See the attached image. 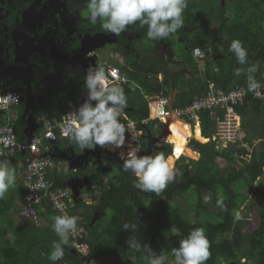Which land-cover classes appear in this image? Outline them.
<instances>
[{
	"label": "trees",
	"instance_id": "obj_1",
	"mask_svg": "<svg viewBox=\"0 0 264 264\" xmlns=\"http://www.w3.org/2000/svg\"><path fill=\"white\" fill-rule=\"evenodd\" d=\"M58 1L63 3L67 13L74 11L79 3L85 4V0ZM67 1L69 4L65 3ZM68 5L70 9H67ZM229 6H233L232 9L221 5L220 13L216 15L214 11L197 10L199 7L210 9L201 0H188L184 13L185 26L173 35H177L182 42L175 51L170 46L173 44L171 38L147 41V26H141L139 21L129 25L127 31L119 36L115 35L117 44L108 55L114 53L125 58L123 65L115 59L110 61L128 79L127 83H117L123 87L127 97V108L122 111L127 118L139 120L147 117L146 95L164 93L170 97V109H175L184 108L195 97L206 93L211 82L216 89L224 92L234 86L247 89V68L256 61L264 62V0H234ZM227 8L229 19L225 14ZM201 13L205 15L202 17ZM56 16L62 22V12H57ZM70 20L77 26L92 27L91 33H108L99 23L90 24L88 20L75 23V19ZM232 39L241 40L247 48L249 59L245 65H239L228 50ZM16 46L17 41L5 47L0 65L15 64L13 48ZM78 46L73 45V48ZM195 48H201L206 55L194 57ZM98 66L104 67L107 74V66L100 62ZM238 67L244 71L235 77L233 70ZM253 75L264 82V65ZM80 80L75 78L74 73L63 78L59 76L56 82L51 83L50 96L45 101L34 97L36 111L32 112L25 103L20 104L17 118H8L0 112V124H7L10 119L18 138L26 141L27 116L47 113L50 121L58 119L67 110L68 103L77 106ZM7 83L13 87L16 85L10 80ZM128 83H132L133 87ZM80 87L86 91L84 84ZM236 111L241 117L242 141L247 147L242 146L240 141L226 148L216 147L210 140L214 124L209 113L207 110L199 112L197 121L188 123L191 126L190 146L199 152V158L189 159L188 162L184 158L183 161H176L178 174L160 195L134 188V177L122 170L123 160L105 148L98 155L92 153L95 149L86 148L90 152L89 157L80 167L67 170L63 166L47 174L56 188L69 189L72 176L88 178L93 185H82L77 195H73L71 187V202L68 203L71 205L70 214L78 216V225L88 231V256L96 264H140L144 254L142 248L136 252L126 244L131 236H135L140 245L148 241L157 257L162 251L167 253V264H172L171 250L178 247L179 240L194 227H204L211 242L212 257L207 264H264V105L247 92L243 103L236 106ZM119 119L124 121L120 114ZM162 125L159 123L154 127L152 123H147L139 146L150 148L151 138L156 137V142L161 144H155L151 153L163 152L168 156L172 145L160 136ZM256 140L261 142L259 149L255 147ZM184 141L185 134L178 137L176 143L173 142L174 151L170 157L174 160L182 153L195 155ZM55 145L61 151L70 147L75 154L80 150L68 137L57 138ZM14 168L17 171V167ZM201 189L211 194L209 205L205 203ZM220 191L227 197V212H221L216 207V193ZM24 194V185L16 177L15 187L9 190L6 199L0 200V264H80L81 256L70 248L69 242L63 246V260L52 262L47 259L52 241L59 240L52 230V218L57 213L51 205L44 208L38 205L37 219L28 217L24 223L17 222L14 215L18 211L20 213L21 205L18 208V204ZM178 194H183L186 205L177 202L175 196ZM87 198H91L90 203ZM250 206L257 211L259 224L252 231L245 232L246 217L243 212ZM10 211L12 215L8 214ZM234 211H239L242 219L236 220ZM40 219H44L46 225H40ZM125 222L134 227L122 229ZM9 233L15 236V243H11Z\"/></svg>",
	"mask_w": 264,
	"mask_h": 264
},
{
	"label": "clouds",
	"instance_id": "obj_2",
	"mask_svg": "<svg viewBox=\"0 0 264 264\" xmlns=\"http://www.w3.org/2000/svg\"><path fill=\"white\" fill-rule=\"evenodd\" d=\"M85 6L87 10V20L90 24L99 23L104 31L119 36L122 32L127 31L129 25H134L139 21L141 26H147L146 39L151 42L169 39L185 26L184 13L188 7V0H85ZM195 49H198L200 54H195ZM195 49H193L194 57L206 55L201 48ZM228 50L234 55L239 65H245L248 62V50L241 40L232 39L229 43ZM262 65H264V62L256 61L247 68L246 96L248 91L258 98H264V93L260 91V89L264 87V84L253 75ZM112 67L107 68V74L105 68L102 66L89 67L85 73L84 87L86 89V99L72 113L73 123L67 129L69 140L78 146L80 150L75 154L70 147H66L62 149V151L58 149L59 153H63L61 158L64 159V161L69 160L67 170L77 168L73 166L78 165L77 163L80 161H76L75 158L83 154V150L86 148L95 149L98 150V152L104 148H109L107 150L112 154L113 152L111 149L117 148L125 153V149H122L125 145L126 133V127L123 123L127 120L134 119L127 118L122 112L127 108V97L123 87L117 83H127L128 79L119 67L116 68H118L120 75L125 77V81H122L120 78L116 79L114 77L116 75L115 71L112 73L113 76L109 74V70ZM243 71L244 69L241 67L235 68L233 70V75L239 77ZM109 79L113 80L110 82ZM128 84L130 87H133L132 83ZM157 94L159 93L146 95L145 98H152ZM91 101H94V106ZM147 105L148 115L146 118H148L150 111V104L147 103ZM169 108H171L170 105ZM201 111H204V109ZM41 114L44 113H39L37 115ZM119 114L124 118V121H120ZM31 115L33 118L37 116ZM168 121L169 120L164 122L147 121V123H152L154 127L162 123L163 125L160 129L161 134ZM182 122L187 124L191 130V126L188 124L191 122ZM145 125L142 126V133L139 135V143H136L134 148L126 147V150L131 149V151L127 152L126 155L121 154V157L118 156V158L123 160L122 170L130 173V175L134 177V188L144 193H155L160 195L168 185L174 181L178 172L173 167L170 156H166L163 152L151 155L149 152L151 149L148 150L147 148L144 150L139 146L144 136ZM162 137L165 142L170 143L165 136ZM186 137L189 138L190 136ZM153 138L157 140L156 137H152L151 140ZM170 144L172 145V152L170 155H172L174 145L172 143ZM150 145H152V143H150ZM96 146H100L101 148ZM187 147L197 152L191 148L190 142ZM140 151H147L146 153L149 154L139 155ZM184 155L185 153H182L175 160ZM113 156L115 155L113 154ZM86 158L81 161L85 162L87 160ZM15 185V168L10 167L7 162H0V200L6 199L7 193L11 188H14ZM226 199L227 197L223 191L216 193L215 204L221 212L228 211V207L225 203ZM207 200L208 198L206 197L205 202H207ZM233 215L236 220L242 219L239 211H234ZM52 219V230L59 240L52 241L51 250L46 255L48 260L57 262L64 259L65 249L63 246L68 244L70 233L79 231L78 221L80 218L64 212L61 215L54 216ZM130 227H134V225L128 222L122 225V229H129ZM8 238L11 243H15V236L11 235V233L8 234ZM126 244L130 249L136 252L141 251V245L135 236H131L127 239ZM144 248L151 251L148 244H144ZM210 249L211 242L208 239L206 229L204 227H194L186 236L179 240L178 247L171 250V256L173 257L172 264H207V261L212 257ZM168 260V254L162 251L159 257L151 259L150 264H167ZM89 264H95V261H89Z\"/></svg>",
	"mask_w": 264,
	"mask_h": 264
},
{
	"label": "built area",
	"instance_id": "obj_3",
	"mask_svg": "<svg viewBox=\"0 0 264 264\" xmlns=\"http://www.w3.org/2000/svg\"><path fill=\"white\" fill-rule=\"evenodd\" d=\"M194 53L200 54V51L195 49ZM113 71L116 73L114 76L116 79L120 78L125 81V77L120 75L118 68L112 67L109 74L112 75ZM112 80L109 79L110 82ZM261 83L264 84V82ZM260 91L264 93V87ZM249 93L264 105V98H258L253 93ZM245 94L246 90L243 87H234L224 92L221 89H216L211 82L210 89L201 96L194 98L188 106L170 109L169 96L159 93L150 100L148 118L136 121L127 120L123 123L126 127L125 145L123 146L125 153L117 149L116 151L119 153L116 154L119 157L121 154L126 155L127 152L131 151V149L126 150V147L134 148L135 144L139 143L142 126L147 121L164 122L169 119H177L195 123L198 113L202 109L208 111L209 118L214 124V131L210 140L215 143L216 147L226 148L238 141L241 142L242 146L247 147L246 143L242 141L241 118L236 111V106L243 103ZM19 105V92L9 88L7 83L2 81L0 83V112L5 113L8 118H14L18 112L15 107ZM75 109L77 106L74 103H68L67 110L53 121L48 119L47 113L37 115L33 119L34 125L31 131L29 132L27 126L25 127L26 141L18 138L10 119L7 124H0V162H5L6 159L15 162L18 177L25 188L20 209V216L23 218L37 219V206L41 205L44 208L48 204L51 205L57 215L64 212L71 215L69 212L71 205L68 203L70 200L69 189L56 188L55 183L48 179L47 174L54 169L60 170L63 166L68 169L69 160L64 161L61 158L63 153L58 152L55 142L57 138L68 137L67 129L73 123L72 113ZM189 138L186 137V146L189 145ZM96 147L101 148L100 146ZM90 186L93 187V185ZM86 201L90 203L91 198H87ZM78 226L79 231L69 235L70 248L80 254V264H89V261L95 260L88 256L89 244L86 240L88 231L84 226Z\"/></svg>",
	"mask_w": 264,
	"mask_h": 264
},
{
	"label": "flooded vegetation",
	"instance_id": "obj_4",
	"mask_svg": "<svg viewBox=\"0 0 264 264\" xmlns=\"http://www.w3.org/2000/svg\"><path fill=\"white\" fill-rule=\"evenodd\" d=\"M65 3L69 4L68 1ZM69 6H66L67 9H70ZM85 7V4L79 3L74 11L67 13L63 3L58 0H0V61L4 57L5 47L17 41V46L13 48L15 64L10 68L20 71V76L16 78L13 73H5L8 64L0 65V83L10 80L16 84L15 87L8 86L19 92L20 104L32 107L34 103L37 108L34 97L39 98L43 93L42 74L54 83L59 76L63 78L74 73L75 78H81L77 86V106L86 99V91L80 84H84L87 66H98L99 62L96 61L100 55L94 57L96 63L86 65L85 60L78 61L76 54L80 49L86 53L89 39L110 32L91 33L92 27L74 25L71 18L75 19V23L87 20V14L82 11ZM57 12H62L63 23L57 18ZM113 37L117 44L114 34ZM77 44L79 46L74 49L73 45ZM91 103L95 104L94 101Z\"/></svg>",
	"mask_w": 264,
	"mask_h": 264
},
{
	"label": "rangeland",
	"instance_id": "obj_5",
	"mask_svg": "<svg viewBox=\"0 0 264 264\" xmlns=\"http://www.w3.org/2000/svg\"><path fill=\"white\" fill-rule=\"evenodd\" d=\"M226 2H228L226 0ZM234 6V5H233ZM231 6L230 8L232 9ZM197 10H202L201 7L197 8ZM84 13L87 14V10H86V7L82 10ZM204 12V11H202ZM202 14V17L205 15V13H201ZM171 42L173 44H170V46H172L173 50H178L180 48V45L182 44V42L180 41V39L176 36H173L171 37ZM173 40V41H172ZM89 45L88 49L86 50V53H82V52H85V51H82L81 49L79 50V52H77L76 54V58L79 60H85V64L86 65H90V64H93V63H96V62H100L102 65H105L107 66V68L109 67H112L113 65L111 64V61L110 60H116L118 64H125V58L122 57L121 55H118V54H114V53H111L108 55V53L110 52V50L112 49V47L114 46L115 44V38L113 37V34H108V35H101V34H98L97 36H94V39H89L87 41ZM99 50H97V49ZM95 50L97 52V54L95 53ZM212 49L209 50V52L211 51ZM100 56H99V55ZM98 57L99 56V59H97V61L95 62V58L94 57ZM112 58H111V57ZM111 58V59H110ZM114 60V61H115ZM179 60V59H178ZM92 62V63H91ZM90 67H94L93 65H91ZM87 68H89V66H87ZM184 71V69H181ZM40 81H41V84L42 86H44L43 88V93L40 94V96H38L40 99H42V101H45L47 99V96H50V92H49V86L51 85L50 83L53 81L51 79H48L45 77V75H41L40 76ZM32 100V98H31ZM173 121H177V120H173ZM178 122V125L181 129V133H184L186 136L190 135V129H189V126L185 123H182L181 121H177ZM172 123V121L170 122ZM169 123V124H170ZM183 124V125H182ZM165 129H166V126L164 128V130L161 132L160 136H165L167 138V140L169 141L170 139L171 140H175L173 141L174 143L177 142L178 140V136H174V137H170L166 134L165 132ZM177 138V139H176ZM170 142V141H169ZM173 142H170L174 145ZM150 143H152V145L150 146L149 149H154V145H160L161 142L157 141L156 142V139L153 138L152 140H150ZM255 147H257L259 149V144H261V142L259 143L258 140L255 141ZM112 147V146H111ZM189 148V147H188ZM122 149L124 150V147H122ZM113 154L115 156H117L116 153H119V151H115L117 150V148H114V149H111ZM147 151H140V154L139 155H148L149 153H146ZM151 155H153L151 153V151H149ZM124 153V152H123ZM170 156V155H168ZM118 157V156H117ZM88 158V157H87ZM86 158V159H87ZM183 158L184 160L188 161L189 159H195L194 156L192 155H188V154H185L184 156L180 157L179 159L173 161L171 159V163L173 164V167L175 168V163L176 161H183ZM84 161H80L78 162L77 164L78 165H74L73 167H78L79 165H81ZM15 163V162H14ZM221 166L223 165V162H221L220 164ZM16 177L19 179L18 177V174H17V171H16ZM72 181H71V185H70V188L69 190H71V187H72V191H73V195H77L78 194V191H79V188L82 186V185H86L87 187L90 186V183H89V180L88 178H76V177H73L72 176ZM20 180V179H19ZM70 181V180H69ZM202 190V189H201ZM203 191V190H202ZM210 193L208 192H204L203 191V196H205V198L207 197L208 200L207 202H205L207 205H209L211 199H210ZM175 199L177 200V202L181 203V204H185V199H184V196L183 194H178V196H175ZM21 205V203H20ZM20 205H19V208H20ZM186 205V204H185ZM255 208H253L252 206H250V208H247L245 212H243V215L246 217L244 220H245V228H244V231L245 232H250L252 231L258 224H259V217L257 215V211L254 210ZM25 219H23L21 221V223L24 221ZM44 221V219H42ZM42 222V221H40ZM41 225H46V222H42ZM144 244H148L149 248L151 249V251L147 250L144 248ZM141 248H142V251H143V258H142V262H140V264H150V261L151 259H154L156 258L157 256L153 253V248L151 247V244L148 243V241H145L143 243V245H141ZM132 264V262L130 263Z\"/></svg>",
	"mask_w": 264,
	"mask_h": 264
},
{
	"label": "crops",
	"instance_id": "obj_6",
	"mask_svg": "<svg viewBox=\"0 0 264 264\" xmlns=\"http://www.w3.org/2000/svg\"><path fill=\"white\" fill-rule=\"evenodd\" d=\"M202 2H203V5L205 6H207V5H209L210 6V9H202V10H199V11H204V12H206L207 10H209V11H214L215 13H216V15H218V13H220V11H219V7L221 6V5H228V7L230 8V4H232V3H234V0H227L228 2H226V0H201ZM229 8H227V10H226V17H228V19H229ZM216 24V23H215ZM211 26V25H210ZM213 28V27H212ZM147 100H148V104H150V100H151V98L150 97H147L146 98ZM34 104V103H33ZM32 104V106H34ZM18 107H20V106H17V107H15L16 108V110L18 111ZM29 107H30V109H31V111L32 112H34V110L36 111V108L35 109H33L32 110V108H31V106L29 105ZM38 110V109H37ZM18 117V112H17V116L16 117H14V118H17ZM183 125V124H182ZM167 126V125H166ZM188 136H191V135H188ZM185 140H186V135H185ZM184 143H185V141H184ZM151 146V145H150ZM186 146V145H185ZM187 147V146H186ZM147 148H145L144 150H146ZM195 155H192V156H194V158L197 160L198 158H199V152H193ZM172 160H174L173 158H171ZM5 162H7L9 165H10V167H13L14 168V166H15V163H14V161H12L11 159H6L5 160ZM188 162V161H187ZM19 205H20V203L18 204V208H19ZM12 213L13 212H9L8 214H10V215H12ZM0 216H1V214H0ZM14 217H15V219L17 220V222L18 223H21V221L23 220V219H25V218H23L22 216H20V213H19V211L18 212H16V214L14 215ZM26 220V219H25ZM25 220L22 222V223H24L25 222ZM40 221H42V222H44L42 219H40V220H38V223L41 225L42 224V222H40ZM46 222V221H45Z\"/></svg>",
	"mask_w": 264,
	"mask_h": 264
},
{
	"label": "bare ground",
	"instance_id": "obj_7",
	"mask_svg": "<svg viewBox=\"0 0 264 264\" xmlns=\"http://www.w3.org/2000/svg\"><path fill=\"white\" fill-rule=\"evenodd\" d=\"M5 73L6 74H10V73H13L14 74V77H19L20 76V74H19V70H12L11 68H10V66H5ZM173 120H177V119H169V121H168V123H167V126H166V129H165V132H166V134L168 135V136H170V137H174V136H178V137H181V136H183L184 135V133H181V129H180V127H179V125H178V122L177 121H179V120H177V121H173ZM172 121V123H170ZM182 122V121H181ZM170 123V124H169ZM177 137V138H178ZM176 138V139H177ZM170 142H173V141H175V140H169ZM185 142H186V140H185Z\"/></svg>",
	"mask_w": 264,
	"mask_h": 264
},
{
	"label": "water",
	"instance_id": "obj_8",
	"mask_svg": "<svg viewBox=\"0 0 264 264\" xmlns=\"http://www.w3.org/2000/svg\"><path fill=\"white\" fill-rule=\"evenodd\" d=\"M110 34V33H109ZM112 34V33H111ZM32 109L34 108V106L31 107ZM33 116L30 114L28 115V118H27V129L29 130V132L31 131V128L33 127L34 125V122H33ZM83 154L79 155L78 157L75 158L76 161H81V160H84L86 157L89 156V151L84 149L83 150ZM92 153H97V155L99 154L98 150H93Z\"/></svg>",
	"mask_w": 264,
	"mask_h": 264
}]
</instances>
